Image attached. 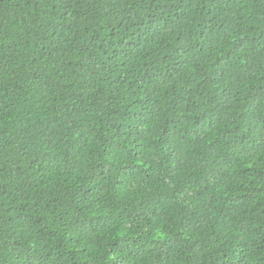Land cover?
<instances>
[{
  "label": "trees",
  "instance_id": "trees-1",
  "mask_svg": "<svg viewBox=\"0 0 264 264\" xmlns=\"http://www.w3.org/2000/svg\"><path fill=\"white\" fill-rule=\"evenodd\" d=\"M0 264H264V0H0Z\"/></svg>",
  "mask_w": 264,
  "mask_h": 264
}]
</instances>
